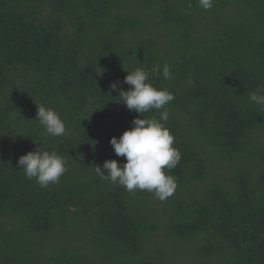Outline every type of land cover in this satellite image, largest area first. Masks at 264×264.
<instances>
[{"label":"trees","instance_id":"obj_1","mask_svg":"<svg viewBox=\"0 0 264 264\" xmlns=\"http://www.w3.org/2000/svg\"><path fill=\"white\" fill-rule=\"evenodd\" d=\"M139 67L174 95L182 158L164 201L94 170L126 162L110 139L143 118L119 96ZM258 87L264 0H0V264H264ZM37 105L67 134H46ZM37 145L67 160L44 188L17 167Z\"/></svg>","mask_w":264,"mask_h":264},{"label":"clouds","instance_id":"obj_2","mask_svg":"<svg viewBox=\"0 0 264 264\" xmlns=\"http://www.w3.org/2000/svg\"><path fill=\"white\" fill-rule=\"evenodd\" d=\"M214 0H198V5L204 10L213 7ZM192 4H188L190 9ZM152 72H159L154 67ZM124 77V83L130 87L120 90L122 103L129 110H135L143 118L137 116L132 121V127L125 129L117 138L113 136L110 143L117 156L125 157L126 162L108 159L102 165L94 167L95 173L101 179L111 184H119L127 191L136 190L151 192L155 198L164 201L172 196L177 187V178L171 174L180 162L182 154L175 147V137L166 126L169 112L165 106L174 100V95L166 88H158L150 80V73L143 67L136 68ZM168 78V70H164ZM117 82L110 84V89L116 90ZM249 100L261 105L264 110V88L258 87L249 93ZM36 118L44 127L46 134L57 137L67 134L64 119L52 107L37 105ZM161 110L159 118L145 117L150 110ZM17 167L24 171L28 179H36L42 188L59 182L67 171V160L56 151H48L37 145L33 151H28L19 157ZM103 169V170H102Z\"/></svg>","mask_w":264,"mask_h":264}]
</instances>
